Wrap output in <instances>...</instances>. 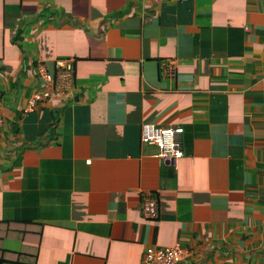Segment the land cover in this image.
<instances>
[{
  "label": "crops",
  "instance_id": "0c3cea01",
  "mask_svg": "<svg viewBox=\"0 0 264 264\" xmlns=\"http://www.w3.org/2000/svg\"><path fill=\"white\" fill-rule=\"evenodd\" d=\"M0 100V264H264V0H0Z\"/></svg>",
  "mask_w": 264,
  "mask_h": 264
},
{
  "label": "built area",
  "instance_id": "2783aa9c",
  "mask_svg": "<svg viewBox=\"0 0 264 264\" xmlns=\"http://www.w3.org/2000/svg\"><path fill=\"white\" fill-rule=\"evenodd\" d=\"M57 82L53 75L45 71L44 65H39V70L44 76L46 88L37 92L29 101L27 112L36 109L39 102L47 97L66 96L73 88L75 79V67L72 60L57 59ZM170 70V67L168 68ZM174 73V68L172 69ZM2 101L0 100V123L2 116ZM182 126L163 127L151 123L142 126L141 140L145 144L155 145L159 149L158 156L166 161H176L183 155ZM142 213L146 218L155 219L159 214L158 201L150 196L142 197L140 204ZM187 256V251L179 243L173 246L147 245L144 249V264H177Z\"/></svg>",
  "mask_w": 264,
  "mask_h": 264
},
{
  "label": "trees",
  "instance_id": "16d2710c",
  "mask_svg": "<svg viewBox=\"0 0 264 264\" xmlns=\"http://www.w3.org/2000/svg\"><path fill=\"white\" fill-rule=\"evenodd\" d=\"M6 224H9V223H6ZM24 224L29 227L31 225H36V226H40L41 223L40 222H24Z\"/></svg>",
  "mask_w": 264,
  "mask_h": 264
}]
</instances>
